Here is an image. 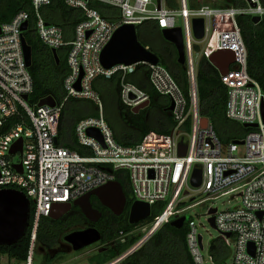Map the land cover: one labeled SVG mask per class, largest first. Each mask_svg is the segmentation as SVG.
<instances>
[{"label": "built area", "instance_id": "obj_1", "mask_svg": "<svg viewBox=\"0 0 264 264\" xmlns=\"http://www.w3.org/2000/svg\"><path fill=\"white\" fill-rule=\"evenodd\" d=\"M173 1L176 6H171L169 0H63L66 6L77 8L83 14L71 37L66 39L61 26L46 21L40 14V8L49 5L51 0H30L35 30L42 43L51 50L69 46L68 72L63 78L65 96L53 106L31 105L27 101L33 83L25 61L21 39L25 30L21 26L26 22L28 28L29 13L21 10L0 24V189L22 191L32 206L26 258L17 262L2 254L0 264H33L39 220L49 217L53 205L72 203L87 192L116 181L115 172L122 169L127 171L131 186L129 207L134 201L146 203L150 214L128 232L119 231L120 242L136 230H141L143 236L107 264H116L162 224L180 216H185L188 223L186 242L193 264H204L203 238L198 230L202 224L191 215L186 219L187 211L198 204H203V214L209 224L213 216L214 226L210 225L225 246L233 247V264H264V92L247 73V51L236 22L238 15L259 16L261 20L264 0H243L245 5L238 7L204 0H195L193 6L189 0ZM91 2L110 5L119 14L105 18ZM196 18L203 20L200 39L193 30L192 21ZM146 20L155 21L160 29L180 27L186 92L159 61L121 63L111 68L102 65L101 51L116 29L124 24L136 28ZM142 45L150 51L148 45ZM195 45L199 46L196 51ZM218 50L234 54V62L226 74L216 69L227 87L225 114L228 119L250 128L243 137L227 143L219 140L211 121L200 115L198 105V60L202 55L208 60ZM139 64L149 68L148 81L155 91L167 97L169 104L173 103L169 110L172 125L168 133L151 130L138 143L122 145L115 140L104 118L102 100L92 83L98 77L109 78L118 73L119 100L133 112L134 107L149 101L145 90L126 79ZM68 98L87 99L97 106V116L82 117L74 127L82 152L57 142L59 116ZM11 117L18 118V122L8 125ZM18 139L22 140L21 149L11 153V146ZM180 143L185 145L184 155L178 154ZM16 164L21 165L20 172L14 167ZM195 168L201 170L198 187L190 182ZM232 192L239 198L235 207L210 206L209 202ZM197 193L203 198L196 199ZM157 204L161 205L157 206L159 211L151 217L152 208ZM212 208L215 211L209 213ZM209 248L210 244V264H216Z\"/></svg>", "mask_w": 264, "mask_h": 264}, {"label": "trees", "instance_id": "obj_2", "mask_svg": "<svg viewBox=\"0 0 264 264\" xmlns=\"http://www.w3.org/2000/svg\"><path fill=\"white\" fill-rule=\"evenodd\" d=\"M195 0H189L193 6ZM171 6L176 2L169 0ZM105 18H112L119 14L116 8L101 3L91 2ZM220 6H244L243 0H220ZM25 10L29 13L28 28L23 32L26 43L31 47V63L28 70L32 77L33 88L28 96V103L38 104L43 98L51 96L56 103H60L65 92L63 78L68 72L67 52L69 46L56 49L57 60L52 51L40 40L35 30V13L30 0H0V24L9 21L16 13ZM40 14L50 22L61 26L66 39L71 37L75 24L83 18L82 11L65 5L63 0H51L49 5L40 8ZM241 36L247 51V73L255 79L264 92V15L258 23H253L249 15L236 16ZM136 33L142 44L149 46L150 51L157 55L161 63L186 92L187 83L184 66L177 61L175 46L162 37L161 29L153 20H146L137 25ZM199 46L195 45V51ZM149 68L139 64L136 70L127 75L126 79L145 90L149 96L148 105L136 113L125 108L119 100L120 75L115 73L109 78L98 77L93 80V88L99 93L109 111L103 113L108 125L112 129L115 140L122 145H134L143 136L153 130L159 133H168L172 125L171 112L168 109L167 97L157 93L148 81ZM197 89L199 113L208 118L213 129L222 143L243 137L250 128L230 120L225 114L227 87L220 79L216 68L202 55L197 64ZM124 111L127 113L124 117ZM104 112V109H103ZM97 106L87 99L68 98L61 109L58 124V144L82 152L74 135V127L79 119L85 116H97ZM18 122V118L8 119V125ZM85 150V149H84ZM115 179L120 184L126 196V205L121 214L115 215L103 206L95 196H91V205L101 212V217L95 223L88 221L77 206L57 219L42 217L36 229V242L40 250L46 251L42 260L51 263L62 252L49 255L47 251L54 249L59 243L66 228L75 223L83 222L94 226L100 232V242L105 246L88 257L89 264H107L124 252L129 250L142 236V234L127 235L123 242L118 240L119 231L128 232L136 224L128 222L131 186L126 170L115 172ZM153 206L151 217L159 210ZM32 215V206H30ZM187 220L181 227L168 223L162 224L136 249L127 254L116 264H193L189 253L186 234L188 232ZM64 238V236H63ZM30 241V227L16 242L10 245H0V255L7 254L19 262L26 258ZM209 251L216 264H225L228 248L220 237L210 242Z\"/></svg>", "mask_w": 264, "mask_h": 264}, {"label": "water", "instance_id": "obj_3", "mask_svg": "<svg viewBox=\"0 0 264 264\" xmlns=\"http://www.w3.org/2000/svg\"><path fill=\"white\" fill-rule=\"evenodd\" d=\"M253 23L260 21L259 16H252ZM193 30L196 38L200 39L203 36V20L201 18L193 19ZM27 23H23L22 30H26ZM162 37L171 42L177 52V61L184 66L185 55L182 32L180 27L175 28H162ZM22 46L25 56L26 65L31 63V47L26 43L24 36L22 35ZM55 59L57 60L56 50H51ZM101 63L105 68H111L116 64H132L140 61H147L152 64L158 62V57L152 51L144 49L142 43L139 41L136 33V28L131 24H124L119 26L114 32L112 38L103 48L100 54ZM209 62L224 75L228 72L229 65L234 62V54L229 50H218L212 53L209 58ZM78 88V83H77ZM26 99L27 96L25 95ZM39 105L47 104L53 106L55 104L54 99L51 96L43 98ZM148 105V101H144L139 106L133 108V112H137L140 108H144ZM173 108V103L170 102L168 109ZM262 118L264 121V104L262 106ZM206 119H202V125H204ZM89 133H92L89 130ZM21 139L16 140L10 149L11 153L21 149ZM185 145L179 144V155H184ZM14 167L20 172L21 165L16 164ZM192 186L198 187L201 182V170L195 168L192 171L190 178ZM91 196H95L99 202L112 211L115 215H119L124 210L126 205V196L122 191L120 184L117 181H109L108 183L101 185L86 194L78 197L72 203L57 202L53 205L49 217L57 219L72 206H77L81 210L84 217L90 222H97L101 217V212L97 208L93 207L90 202ZM215 208L209 210V213H213ZM150 214V207L146 203L134 201L130 204L128 212V222L130 224H136L146 219ZM30 216V203L26 195L19 190L13 188H1L0 189V245H10L16 242L26 232L29 225ZM185 221V216L170 221V224L175 227H181ZM209 222L214 226L213 216L209 218ZM228 235V234H227ZM101 238L100 232L94 226H89L81 230H74L64 235V240L67 241L73 250H80L86 246H89ZM201 236H199V240ZM87 264V263H83Z\"/></svg>", "mask_w": 264, "mask_h": 264}, {"label": "rangeland", "instance_id": "obj_4", "mask_svg": "<svg viewBox=\"0 0 264 264\" xmlns=\"http://www.w3.org/2000/svg\"><path fill=\"white\" fill-rule=\"evenodd\" d=\"M207 3L212 4H218L220 3V0H204ZM104 114L109 111V106L104 104ZM143 109V108H142ZM141 110V109H140ZM124 111V117L126 118L127 113ZM153 131V130H152ZM17 157H15V160ZM203 198L202 194H196V199ZM239 203V198L237 196L236 192H232L223 196L218 197L217 199L213 200L212 202H209L210 206L218 207L219 209L223 208H233ZM203 204H198L197 206L190 208L187 211L186 219L191 215L194 220L198 223L200 222L202 226H198L199 232L202 234L203 238V244H204V250L202 251V255L204 257V264H210L209 260V252H208V245L213 239H216L219 237V233L215 228H213L206 220V215L203 214ZM88 227L87 223L85 221L78 222L73 224L72 226L66 228L64 231L59 243L57 246L47 251L49 255H53L54 253L62 252L60 256L56 257L53 262L51 263H45L42 260L43 255H45L46 251L40 250L39 247H37V244H35L34 248V255H33V264H83L88 263L87 259L89 256L97 252L98 250L102 249L105 245L102 244L100 241H97L89 246H86L80 250H73L70 246V244L64 240L63 236L67 233L74 231V230H81ZM142 234L143 232L141 230H136L133 234ZM143 236V234H142ZM141 236V237H142ZM225 264H233V247L230 246L228 248V255L225 259Z\"/></svg>", "mask_w": 264, "mask_h": 264}, {"label": "crops", "instance_id": "obj_5", "mask_svg": "<svg viewBox=\"0 0 264 264\" xmlns=\"http://www.w3.org/2000/svg\"><path fill=\"white\" fill-rule=\"evenodd\" d=\"M71 34H72V31H71ZM148 103H149V102H148ZM145 107H146V106H145ZM145 107H144V108H145ZM141 109H142V108H141Z\"/></svg>", "mask_w": 264, "mask_h": 264}, {"label": "flooded vegetation", "instance_id": "obj_6", "mask_svg": "<svg viewBox=\"0 0 264 264\" xmlns=\"http://www.w3.org/2000/svg\"><path fill=\"white\" fill-rule=\"evenodd\" d=\"M89 227V226H88ZM87 228V227H86Z\"/></svg>", "mask_w": 264, "mask_h": 264}]
</instances>
